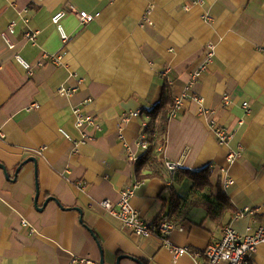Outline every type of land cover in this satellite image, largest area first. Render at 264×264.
Returning a JSON list of instances; mask_svg holds the SVG:
<instances>
[{
  "label": "crops",
  "instance_id": "1",
  "mask_svg": "<svg viewBox=\"0 0 264 264\" xmlns=\"http://www.w3.org/2000/svg\"><path fill=\"white\" fill-rule=\"evenodd\" d=\"M70 7L93 20L82 22ZM11 23L14 48L1 35ZM165 83L182 105L169 116L160 161L138 175L146 110ZM61 87L76 91L63 95ZM74 107L101 123L86 143ZM211 119L229 128L228 144L217 142ZM0 130V264H72L75 255L100 264H196L191 253L175 261L156 236L130 232L100 202L135 186L131 203L153 223L174 193L181 201L171 240L191 252L228 224L245 234L264 223V0H0ZM166 161L211 169L226 205L215 188L172 178ZM247 207L254 213L239 215ZM253 262L264 264V244Z\"/></svg>",
  "mask_w": 264,
  "mask_h": 264
},
{
  "label": "built area",
  "instance_id": "2",
  "mask_svg": "<svg viewBox=\"0 0 264 264\" xmlns=\"http://www.w3.org/2000/svg\"><path fill=\"white\" fill-rule=\"evenodd\" d=\"M189 8V7H187ZM71 11L78 14L82 22H90L93 20V16L84 11H78L70 7ZM65 11H60L53 16V21L58 23L61 18L65 15ZM59 28L62 30V26L58 24ZM15 31V23H11L8 29L2 32V37L9 46V48L15 47V42L12 39V34ZM63 39L67 40V35L63 32ZM26 37L28 40H35L36 33L33 31L26 32ZM17 60L31 73V65L28 63L21 55H16ZM196 75H194V78ZM76 91V87H61L59 92L63 95H71ZM199 102H203V98H195ZM225 103L228 101V96H225ZM182 105V98L178 97L175 100L173 109L170 111L169 116H175ZM40 105L38 103H32L27 108L28 110L37 109ZM244 108L249 110L248 103H244ZM209 110L203 109V113L206 114ZM214 112V111H210ZM74 113L76 114V125L82 131V142L86 143L88 140L93 139L92 129L101 127V123L97 118L91 114L83 112L81 107H74ZM131 115H138V111L131 112ZM129 116L125 115L124 119H128ZM211 130L215 135L217 142L220 145H226L229 143L232 133L229 128L220 124L216 119L210 120ZM65 137L71 139V136L62 132ZM0 135L3 133L0 130ZM141 145L148 148L145 136L141 138ZM243 147L239 146L238 149H233L228 153L227 159L230 163L234 162L242 153ZM134 159V157H133ZM180 162L178 161H166V166L170 172H174L179 168ZM233 183V179L229 176H225L224 185L226 187ZM135 196V186H130L121 191L120 198L117 202H113L110 199H103L100 204L107 210L110 214L120 219L124 227L137 235L144 237L156 236L163 240V244L166 245L172 252L173 259L175 261L185 254L191 253L194 256L196 264L199 258H205V264H254L253 255L257 252L258 247L264 244V223L258 224L254 227H249L247 233L240 234L231 224L226 225L223 228V233L221 238L212 240L204 250H194L193 252L186 246H180L171 240V234L179 226L168 220H164L159 223L157 227L153 226V223L147 221L141 214V212L136 209L131 201ZM247 213H254V210L249 207L242 210L239 215H244ZM23 225L29 229L31 233H35V228L27 221L23 220ZM182 229V228H181ZM72 264H100L87 257L73 256L71 259Z\"/></svg>",
  "mask_w": 264,
  "mask_h": 264
},
{
  "label": "trees",
  "instance_id": "3",
  "mask_svg": "<svg viewBox=\"0 0 264 264\" xmlns=\"http://www.w3.org/2000/svg\"><path fill=\"white\" fill-rule=\"evenodd\" d=\"M175 104V97L169 84L165 83L160 100L155 103L151 108L146 110L148 114L147 125L145 126L146 140L148 141V149L143 157L137 164V174L139 175L144 165L155 164L160 161L163 146L166 142V130L169 121L170 111L173 109ZM212 170L208 167L200 171H191L188 169H177L173 172L172 178L177 180H183L184 178H190L193 181L194 187L205 190L207 188H215L220 194L221 204L228 202L223 189L222 181L218 180L217 183L213 184L211 181ZM154 173L149 174L152 176ZM145 177V175H144ZM180 198L173 193L171 198L170 208L168 212H161L156 219L153 221V226L157 227L160 222L164 220L172 221L175 223L176 216L180 212ZM224 208V206H223Z\"/></svg>",
  "mask_w": 264,
  "mask_h": 264
},
{
  "label": "water",
  "instance_id": "4",
  "mask_svg": "<svg viewBox=\"0 0 264 264\" xmlns=\"http://www.w3.org/2000/svg\"><path fill=\"white\" fill-rule=\"evenodd\" d=\"M120 258H121V256L119 257V259H118V260H120Z\"/></svg>",
  "mask_w": 264,
  "mask_h": 264
}]
</instances>
